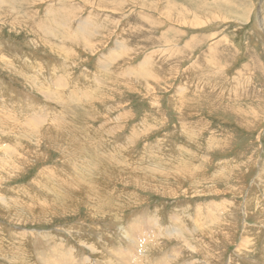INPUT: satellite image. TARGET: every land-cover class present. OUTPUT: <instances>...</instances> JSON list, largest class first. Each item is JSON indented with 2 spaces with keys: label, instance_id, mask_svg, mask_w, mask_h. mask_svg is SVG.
Masks as SVG:
<instances>
[{
  "label": "rangeland",
  "instance_id": "1",
  "mask_svg": "<svg viewBox=\"0 0 264 264\" xmlns=\"http://www.w3.org/2000/svg\"><path fill=\"white\" fill-rule=\"evenodd\" d=\"M37 111L34 137L2 130ZM0 124L14 155L45 134L42 158L0 167V264H37L52 245L104 264L130 254L124 230L142 218L154 234L138 264H205L210 248L207 264H264V0H0ZM210 204L215 243L194 228Z\"/></svg>",
  "mask_w": 264,
  "mask_h": 264
},
{
  "label": "bare ground",
  "instance_id": "2",
  "mask_svg": "<svg viewBox=\"0 0 264 264\" xmlns=\"http://www.w3.org/2000/svg\"><path fill=\"white\" fill-rule=\"evenodd\" d=\"M7 6V5H6ZM9 6H13L12 4H11V2L9 3ZM8 6V7H9ZM7 7V9H9ZM11 8V7H10ZM143 8V7H142ZM228 8V7H227ZM47 9V8H46ZM15 10V9H14ZM71 10V9H70ZM52 11V10H51ZM149 12H150V10H149ZM53 13V12H52ZM65 13V12H64ZM151 13H155V12H151ZM67 14H68V11H67ZM69 14H71V13H69ZM68 14V15H69ZM146 14H147V12H146ZM49 16H51V14L49 15ZM93 16V15H92ZM148 16H150V15H148ZM70 17V16H69ZM51 18V17H50ZM81 18V17H80ZM88 18V17H87ZM94 18V17H93ZM48 19H49V17H48ZM63 19V18H62ZM64 19H66V18H64ZM92 18H90V19H86L87 20V22L89 21V20H91ZM93 20V19H92ZM152 20V19H151ZM46 21H48L47 19H46ZM160 21V20H159ZM43 22V21H42ZM65 22V21H64ZM92 22V21H91ZM59 23V22H58ZM78 23V22H77ZM164 23V22H163ZM14 24H15V22H14ZM45 24V23H44ZM47 25H48V23H46ZM86 23H84L83 24V22H82V26L83 25H85ZM90 24V23H89ZM13 25V24H12ZM36 25V24H35ZM42 25H43V23H42ZM64 25V24H63ZM38 25H36V27H37ZM59 26V25H58ZM14 27V26H13ZM33 27V26H32ZM38 27H40V26H38ZM42 27V26H41ZM51 28H52V26H51ZM51 28H50V30H51ZM36 30H38L39 31V33H40V29L38 28H35ZM79 31H82L83 30V28L82 27H80L79 25H78V28H77ZM55 30V29H54ZM77 30V31H78ZM66 31L68 32V30L66 29ZM71 31V30H70ZM69 31V32H70ZM54 32V31H53ZM56 32V31H55ZM65 32V31H64ZM67 32H66V34H67ZM68 32V33H69ZM73 32V31H72ZM168 32V31H167ZM70 34V33H69ZM38 35H40V34H38ZM37 35V36H38ZM55 35H56V33H54V34H52L51 32H48V34L47 33H45L44 31H43V33H41V36L42 37H48V38H50V40H54L56 37L57 38H59L58 37V35H56V37H55ZM62 34H59V36H61ZM73 35H75V36H73ZM73 35H71L70 34V37H66L65 36V34H64V36L62 35V38L60 37V39H62V41L64 42L65 40H68L69 41V39L71 40V39H75V38H77V36H76V34L74 33ZM34 36H35V34H34ZM75 37V38H74ZM57 41V40H56ZM53 42V41H52ZM51 42V43H52ZM62 42V43H63ZM66 42V41H65ZM64 42V43H65ZM47 43V42H46ZM53 44V43H52ZM58 44V43H57ZM65 44H67V43H65ZM47 47V46H46ZM217 47V46H216ZM59 50V49H58ZM60 52V51H59ZM62 53V52H61ZM66 56V55H65ZM68 56V55H67ZM141 69V68H140ZM130 70V69H129ZM146 70H147V68H146ZM136 71V70H135ZM138 71V70H137ZM62 82V81H61ZM204 83H205V81H204ZM54 87V86H53ZM84 87V86H83ZM82 87V88H83ZM78 88V87H77ZM81 88V89H82ZM148 89L150 88V87H147ZM89 89H91V88H89ZM86 90V89H85ZM84 90V91H85ZM54 91V90H53ZM56 91V90H55ZM55 91H54V93H55ZM79 92V91H78ZM52 91H50V92H47V93H44V98L46 99V100H54V98L55 99H57L56 98V96L58 95V94H54ZM204 93V92H203ZM89 94V93H88ZM43 95V94H42ZM219 95V94H218ZM60 96V95H59ZM221 97V96H220ZM59 99H62V98H59ZM218 99V98H217ZM86 100V99H85ZM221 100V99H220ZM87 101V100H86ZM47 102V101H46ZM37 113L38 114H32V116L29 118L28 117V119H27V127L26 128H19L18 129V127L17 126H15V129H18V130H13L12 129V131L10 132L8 129H6L5 127H4V125H3V127H2V130L4 131H6L8 134H12V133H14L15 134V132H16V135H18V136H15L16 138H18L19 137V133L20 132H22V135H28L27 134V132H29L30 131V133L32 134V136L34 137L35 136V132H33L34 130L36 131V128H38L44 121V114L41 112V111H37ZM64 113V112H63ZM28 116V115H27ZM39 116V117H38ZM65 116H67V115H64L63 114V116H62V119H64L65 118ZM69 117V116H68ZM66 119V118H65ZM54 120H56V119H54ZM53 122H55V121H53ZM5 124H7V125H9L10 123H6V122H4ZM1 125V124H0ZM11 125V124H10ZM14 125V124H13ZM28 126L31 128V130L30 129H28ZM9 131V132H8ZM46 131H48V129L46 130ZM139 132V131H138ZM113 134V133H112ZM71 135H74V134H71ZM140 135V134H139ZM31 137V136H30ZM14 138V137H13ZM43 138H45V134H40V137H38L37 138V140H32V141H30L29 143L31 144L30 146L31 147H33L31 150H29L28 152H30V154L27 156L25 153H19L20 155H18V153H17V155H14V153H9V151L8 150H6L5 148H2V149H0V167L2 166V165H4V169H3V172H6V175H8L9 176V172H14V171H16V170H18V169H20L19 167H26L27 166V164L29 163V162H32L31 160H29V158L28 157H30V158H36V160H38V159H40V158H42L43 157V155H41L40 153H34V154H31L32 152H36L37 151V149H38V146L40 145V143H41V140L43 139ZM31 139H32V137H31ZM36 139V138H35ZM30 140V139H29ZM69 140H74V137H70L69 139H68V141ZM43 141H46V140H43ZM55 141V140H54ZM53 141V142H54ZM49 142V141H48ZM57 142V141H56ZM135 142V141H134ZM43 143V142H42ZM35 146V147H34ZM157 146V145H156ZM8 147H9V145H8ZM60 147V146H59ZM154 147V146H153ZM10 148V147H9ZM116 148V147H115ZM8 149V148H7ZM12 149V148H11ZM14 149V148H13ZM155 150V149H154ZM21 151H23V149L21 150ZM32 151V152H31ZM157 151V150H156ZM168 151V150H167ZM14 152V151H13ZM27 152V151H26ZM120 152V151H119ZM98 153V152H97ZM146 153V152H145ZM150 153V152H149ZM2 155V156H1ZM66 155H68V154H66ZM114 155V154H113ZM122 155V154H121ZM121 155H119V156H121ZM150 155V154H149ZM167 155V154H166ZM11 156H14L15 157V163L14 164H11L10 162H8L7 160L8 159H10V157ZM6 157H8V159H5ZM65 157V156H64ZM98 157V156H97ZM100 157V156H99ZM105 157V156H104ZM123 157V156H122ZM121 157V158H122ZM146 157V156H145ZM155 157H157V156H155ZM170 157V156H169ZM142 158V157H141ZM28 159V160H27ZM100 159V158H99ZM103 159V158H102ZM110 159V158H109ZM42 160V159H41ZM69 160V159H68ZM104 160H105V158H104ZM156 160V159H155ZM45 161V160H44ZM66 161V160H65ZM153 161V160H152ZM37 162V161H36ZM69 162H70V160H69ZM109 162V161H108ZM143 162H145V161H143ZM157 162V161H156ZM48 163V162H47ZM63 163V162H62ZM95 163V162H94ZM93 163V164H94ZM152 163V162H151ZM30 164H32V163H30ZM64 164V163H63ZM157 164H158V162H157ZM180 164V163H179ZM183 164V163H182ZM156 165V164H155ZM160 165V164H159ZM130 166V165H129ZM38 167V166H37ZM72 167V166H71ZM151 167H152V165H151ZM193 167V166H192ZM27 168H29V167H27ZM92 168V167H91ZM179 168H180V166H179ZM194 169V168H193ZM202 169V168H201ZM1 170H2V167H1ZM77 170V169H76ZM87 169H85V171H86ZM154 171H155V169H154ZM166 171V170H165ZM170 171V170H169ZM182 171V170H181ZM195 171V170H194ZM8 172V173H7ZM25 172V171H24ZM23 172V173H24ZM74 172V171H73ZM72 172V174H74ZM16 173V172H15ZM4 174V173H3ZM48 174V173H47ZM85 174V173H84ZM20 175V174H19ZM5 176V175H4ZM18 176V175H17ZM186 176L187 175H185V173H183V174H181V175H178V177H182L183 179L185 178L186 179ZM191 176V175H190ZM2 175H1V173H0V182H3L2 181ZM52 177V179H54V176H51ZM51 177H49V178H51ZM6 178V176L4 177V179ZM45 178V177H44ZM9 180V179H8ZM42 180V179H41ZM54 181H56V180H54ZM53 181V182H54ZM57 182V181H56ZM179 183L181 182L180 180L178 181ZM55 183V182H54ZM75 183V182H74ZM56 185H58V184H56ZM66 187V186H65ZM69 189V188H68ZM32 190V189H31ZM36 191V190H35ZM46 191V190H45ZM68 191V190H67ZM33 193V192H32ZM48 193H50V191L48 192ZM31 195H33V194H31ZM67 195V194H66ZM65 195V196H66ZM48 196V195H47ZM51 196V195H50ZM49 196V197H50ZM55 196V195H54ZM60 196V195H59ZM36 197V196H35ZM14 199V198H13ZM10 200V199H9ZM56 200V199H55ZM97 201V200H96ZM1 202V201H0ZM48 202V201H47ZM49 203V202H48ZM46 204V203H45ZM57 204V203H56ZM217 204H219V203H217ZM21 205V204H20ZM54 205V204H53ZM211 206L208 208L209 210H207V212H209V214H210V212H215V211H217L218 210V208H217V205L216 204H210ZM212 205H215L213 208H211L212 207ZM220 206H218L220 209H222V205L221 204H219ZM38 206V205H37ZM66 206V205H65ZM17 207V206H16ZM20 207V206H19ZM53 207V206H52ZM55 207V206H54ZM27 208V207H26ZM38 208V207H37ZM58 208V207H57ZM94 208V207H93ZM65 209V208H64ZM62 210V209H61ZM42 211V210H41ZM50 211V210H49ZM59 211V210H58ZM71 211V210H70ZM62 212V211H61ZM64 212H65V210H64ZM195 212L197 213L198 211H194V214H195ZM172 213V212H171ZM200 213V212H199ZM198 213V214H199ZM191 214V213H190ZM193 214V215H194ZM26 215V214H25ZM35 215V214H34ZM28 216V215H27ZM33 216V215H32ZM176 216V215H175ZM182 216V215H181ZM198 216H200V215H198ZM197 216V217H198ZM217 215H215V214H210V215H207V217L205 216V221H202V223L201 224H198V225H196L195 223L197 222H195L194 223V228L195 229H198L199 230V232L201 233V235H200V237L202 236V237H205V236H207L208 234H209V236H210V241H209V243H215V241L212 239V236H211V232L213 231V227L211 226L212 224H213V219L216 217ZM64 217V216H63ZM69 217V216H68ZM192 217H194V216H192ZM34 218V217H33ZM176 218V217H175ZM186 218V217H185ZM9 219V218H8ZM32 219V218H31ZM58 219V218H57ZM201 220H203V219H201ZM8 221H10V220H8ZM142 223L146 226V228L148 227V229H146V230H143V231H141V230H139V231H137V229H135L134 228V224H132V225H129L127 228H126V230H124V235H125V237L127 238V240L126 241H123V242H125V243H127V244H129L126 248H127V250L130 252V254L128 255V256H126V254L121 250V249H119V251L117 250V252H116V250L114 251V250H112V251H114V252H112L111 254H110V257H109V259H106V258H104V264H138V262H141V260H144L143 258H141V256H139V254H141L142 255V253H143V249H144V247L146 246V245H148L149 244V241H151V240H153L152 239V237H153V225H152V222H153V220L151 219V218H145V219H143L142 218ZM174 222H175V220H173ZM178 221V220H177ZM176 221V222H177ZM184 222V221H183ZM37 223V222H36ZM48 223V222H47ZM133 223V222H132ZM198 223V222H197ZM7 225V224H6ZM138 225V224H137ZM184 225H185V222H184ZM142 226V225H141ZM137 227V226H136ZM161 227V226H160ZM180 227V226H179ZM178 227V228H179ZM183 227V226H182ZM13 228V227H12ZM186 228V227H185ZM223 228V229H222ZM220 227V230H219V232H221V231H223L224 229L226 230V227ZM57 229H59V228H57ZM160 229V228H159ZM163 229V228H162ZM41 230V229H40ZM181 230V229H180ZM187 230V229H186ZM190 230H192V229H190ZM224 230V231H225ZM173 232L175 231V230H172ZM173 232L172 233H169V231L167 232V233H169V235H172L173 234ZM186 232V231H185ZM192 232H194V231H192ZM9 233V232H8ZM165 232H163V234H164ZM146 234V235H145ZM162 234V235H163ZM175 234V233H174ZM181 234V233H180ZM196 234V233H195ZM21 235V234H20ZM179 235V234H178ZM14 236V235H13ZM159 236V235H158ZM196 236H197V234H196ZM245 236V235H244ZM7 237V236H6ZM10 237H12V236H10ZM200 237H198V238H200ZM84 238V237H83ZM118 238V237H117ZM182 238H183V240H184V245H186V246H188V244H190L189 243V240H187V239H185L184 237H182L181 236V241H182ZM243 238V240H241L240 241V243H239V247L242 249V250H246L247 249V247L250 245V239L248 238V237H242ZM38 239V238H37ZM123 239H125V238H123ZM223 239V238H222ZM28 240H29V238H28ZM62 240V239H61ZM120 240V239H119ZM252 240V239H251ZM50 241V240H49ZM49 241H47V242H49ZM54 241V240H53ZM180 241V242H181ZM116 242V241H115ZM162 242V241H161ZM168 242V241H167ZM123 244L124 245V247H125V245H127V244ZM182 243V242H181ZM63 245L64 244H62V248H63ZM191 245V244H190ZM190 245L188 246V247H190ZM50 246V245H49ZM53 246V248H51V249H48L47 250V248H46V250L44 251V252H41V253H38L37 254V264L39 263V264H72L71 262H72V260H69V255H72V254H70V253H68V251L66 252L65 251V249H64V251L66 252L65 254H67V255H65V254H62V255H60V252H57L56 251V247L57 246H55L54 247V245H52ZM81 246V245H80ZM106 246V245H105ZM104 246V247H105ZM155 245H154V243H153V247H154ZM163 246V245H162ZM179 246V245H178ZM67 247H68V245H67ZM67 247H65V248H67ZM193 247V249L195 250L194 252H198L199 253V249H198V245H195V246H191L189 249H191ZM250 247V246H249ZM58 248V247H57ZM69 248V247H68ZM109 248V247H108ZM155 248H156V246H155ZM160 248V247H159ZM166 248V247H165ZM182 248V247H181ZM61 248H59V250H60ZM71 249V248H70ZM175 249V248H174ZM199 251H198V250ZM250 249V248H249ZM105 250V249H104ZM123 250H124V248H123ZM172 250V249H171ZM214 249L213 248H210V251H211V253L210 254H212V255H217L216 254V250H214V252H212ZM248 250V249H247ZM72 253H74V252H72ZM100 253V252H99ZM132 253V254H131ZM135 253H137L135 256L133 255V254H135ZM264 253V252H263ZM95 254V253H94ZM98 254V253H97ZM108 254V253H107ZM145 254V253H144ZM166 254V253H165ZM165 254H163V256H161V258L162 259H160V260H158V261H155V262H153V261H151L152 263H149V264H167V262H165V258H164V255ZM178 254V253H177ZM176 254V255H177ZM204 254H205V256H204ZM203 254V256H204V259H205V264H207V262H208V260H214V257L211 255V258L212 259H209V256L207 257V255H206V253H204ZM239 254V253H238ZM240 254H243V253H240ZM181 255V254H180ZM81 256V255H80ZM75 258H77L76 257V254H75V256H74ZM73 257V258H74ZM82 257V256H81ZM143 257V256H142ZM167 257V256H166ZM179 257V256H178ZM180 257H182V256H180ZM79 258V257H78ZM34 259V258H33ZM72 259V258H71ZM97 259V258H96ZM141 259V260H140ZM180 259V258H179ZM82 260V259H81ZM29 261V260H28ZM32 261V260H31ZM34 261V260H33ZM71 261V262H70ZM192 261L193 260H191V261H189L188 263H186V264H193L192 263ZM195 261V260H194ZM36 262V261H35ZM101 262V261H100ZM144 262V261H143ZM214 262H218L219 263V261L217 260V261H214ZM77 264H81V262H76ZM87 263V262H86ZM86 263H84V264H86ZM96 263H97V261H96ZM197 263L198 264H200L199 263V261L197 260ZM74 264H75V262H74ZM172 264V263H171ZM183 264V263H182ZM214 264V263H213Z\"/></svg>",
  "mask_w": 264,
  "mask_h": 264
}]
</instances>
